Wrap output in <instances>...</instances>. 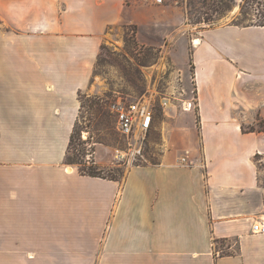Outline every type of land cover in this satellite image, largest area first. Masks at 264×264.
<instances>
[{
  "label": "crops",
  "instance_id": "0c3cea01",
  "mask_svg": "<svg viewBox=\"0 0 264 264\" xmlns=\"http://www.w3.org/2000/svg\"><path fill=\"white\" fill-rule=\"evenodd\" d=\"M127 8L0 0V264H264V235L251 230L264 211V131L243 128L264 119L263 26L202 32L198 124L186 112L156 126V162L122 180L65 162L79 93ZM92 158L112 165L102 145ZM222 241L229 253L217 254Z\"/></svg>",
  "mask_w": 264,
  "mask_h": 264
},
{
  "label": "rangeland",
  "instance_id": "374dc122",
  "mask_svg": "<svg viewBox=\"0 0 264 264\" xmlns=\"http://www.w3.org/2000/svg\"><path fill=\"white\" fill-rule=\"evenodd\" d=\"M157 1L125 0L128 7L125 21L107 31L91 87L86 93H80L81 108L69 153L70 160L79 163L93 161L96 145H102L111 155L114 148L123 147L115 129L114 115L109 111V105L118 99L125 102L150 101L155 104L156 126L169 127L181 113L186 112L174 106L162 108L159 102L168 95L178 71L184 72L187 81L184 68L187 65V69H191L193 41L201 39L204 30L230 26L242 28L264 21V0H234V4L220 16L206 7L202 8L204 0ZM204 18H212L214 23H205ZM95 97L97 99L93 100ZM97 107L101 109L100 114L96 112ZM256 121L243 127L244 130L264 131V119L257 117ZM164 143L158 130L149 134L145 152L152 162L158 159ZM255 164L259 185L264 189V156L257 155ZM79 166L76 164V167ZM100 167L112 169V175L120 180L130 168L113 163ZM108 173L105 172L106 175ZM263 215L264 211L256 220ZM215 252L226 254L229 249L222 241L216 245Z\"/></svg>",
  "mask_w": 264,
  "mask_h": 264
},
{
  "label": "built area",
  "instance_id": "2783aa9c",
  "mask_svg": "<svg viewBox=\"0 0 264 264\" xmlns=\"http://www.w3.org/2000/svg\"><path fill=\"white\" fill-rule=\"evenodd\" d=\"M186 76L187 81L182 70L177 72L171 90L160 100L159 106H174L182 112L192 113L198 124V94L192 66ZM109 111L114 115L115 129L123 142V147L113 149L112 163L130 167L153 164L146 156L145 148L149 134L156 128L155 104L150 101L125 102L118 99L109 105ZM186 161V155L180 158L182 164H186ZM261 217L252 225L253 234L264 235V215Z\"/></svg>",
  "mask_w": 264,
  "mask_h": 264
},
{
  "label": "trees",
  "instance_id": "16d2710c",
  "mask_svg": "<svg viewBox=\"0 0 264 264\" xmlns=\"http://www.w3.org/2000/svg\"><path fill=\"white\" fill-rule=\"evenodd\" d=\"M233 4H234V0H209V2H206V0H204L202 8L206 7L207 9L211 10V13L220 16V15H222L223 11L229 9L231 7V5H233ZM258 5H259V3H258ZM203 20H204L203 22H205V23H209V24L214 23V19H212V18H204ZM248 26H263L264 27V21L257 23L255 25H251V24L245 25L244 27H248ZM79 97H81L80 93H79ZM95 99H97V98L95 97L93 100H95ZM79 102H80V100H79ZM80 108H81V106H80ZM79 111H80V109H79ZM96 112L100 114V112H101L100 107H97ZM76 125H77V121L73 127V132H72L71 137H70L69 145H68L67 152H66L65 162L67 164H71V165L79 164L80 166L77 167V169L81 175H87V176H91V177L108 178V179H112V180H120L117 176L112 175V172H113L112 169H108L106 167H100V166L96 165L94 163V161H92V160L89 162L86 161L85 163H83V162L79 163L75 160L69 159V153L73 147L74 131H75ZM106 171L109 172L107 175L105 174Z\"/></svg>",
  "mask_w": 264,
  "mask_h": 264
},
{
  "label": "bare ground",
  "instance_id": "6f19581e",
  "mask_svg": "<svg viewBox=\"0 0 264 264\" xmlns=\"http://www.w3.org/2000/svg\"><path fill=\"white\" fill-rule=\"evenodd\" d=\"M200 44V39L198 38V39H195L194 41H193V46L194 47H197L198 45ZM100 147V146H99Z\"/></svg>",
  "mask_w": 264,
  "mask_h": 264
}]
</instances>
